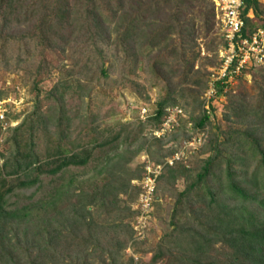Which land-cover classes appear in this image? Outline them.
<instances>
[{
  "label": "trees",
  "instance_id": "trees-1",
  "mask_svg": "<svg viewBox=\"0 0 264 264\" xmlns=\"http://www.w3.org/2000/svg\"><path fill=\"white\" fill-rule=\"evenodd\" d=\"M169 1L177 5L176 13H180L176 18L177 25L182 27L180 31L183 33L185 22L179 19L182 16L180 6L187 0H76L73 4L68 0H0V55L9 44H14L17 52L23 54L37 51L35 87L50 68L43 52L54 50V45L63 51L69 38L65 41L62 32L77 19L73 12L81 10L80 14L84 16L80 27L90 31L86 47L89 46L88 51L95 53L97 58L94 61L81 54L83 57H73L67 67L61 66L60 81L54 88L58 96L54 97V102L59 107L64 106L63 96L72 93L69 89L73 87L72 78L76 75L86 82L108 80L112 86L120 84L136 90L131 79L113 70L114 62L105 60V48L112 45L110 55L115 59L119 55L116 51L121 50L124 53L121 59L125 63L132 55V43L140 36L149 32L146 36L151 45L158 42L153 41L155 38H167L168 31H163L161 26L160 31H155L153 27L159 8ZM241 2L243 27L240 35L247 37L257 28L264 32L263 4L259 0ZM144 10L152 13H148V24L142 26L136 19ZM211 15L213 19V12ZM253 17L262 18V23L253 24ZM104 19L113 23L111 28L102 23ZM145 26L149 28L147 32H144ZM162 32L166 35L163 36ZM183 38L179 48L185 49L186 43L191 48L192 35H187L186 40ZM219 44H224L221 36ZM124 63L121 66H125ZM124 68L127 76L130 69ZM253 69L251 66L246 70ZM187 70L191 71V64ZM257 70L264 75L263 66ZM110 72L116 73L114 79ZM189 82L198 83L191 77ZM206 83L205 80L200 87L207 88ZM225 86L222 81H215L214 94L221 93ZM259 90L258 96L262 97L264 87ZM194 91L183 86L176 92L180 100L193 96L192 105L186 121H180L177 131L164 139L151 132L160 128L167 103L181 105L172 97L161 98L144 119L121 123L116 130L107 127L98 131L92 121L84 123L79 126L77 134L83 129L89 137L76 144L69 153L62 148L70 134L65 128H68L64 121L66 118L60 116L48 132L37 104L16 125L5 127L9 133L3 142H9L10 149L6 154L0 151V264H132L131 257L124 263L120 253L127 246H134L137 240L132 225L123 222V218L139 213L131 209V203L141 191L132 180L142 178L145 163L133 167L129 164L141 151L153 164L159 165L151 205L156 204L158 197L173 199L172 204L166 203L164 207L170 229L156 243L149 261L144 264L158 261L163 264H264V182L257 187H245L241 184L246 183L245 173L227 165L222 184L236 197L229 200L208 186L206 182L220 154L215 137L208 139L207 148L202 151H208V155L196 157L190 165L173 157L171 163L164 159L177 150L162 149L163 144L176 140L187 123L192 130H203L204 126L212 124L202 109V100ZM254 106L246 109L242 103L232 104L229 114L239 116L243 109L247 117L232 121L240 128H229L222 133L249 139L250 157L253 152L259 154L251 170L264 175V120L259 117L264 109V100ZM196 110L199 112L195 114ZM229 116L225 114L226 119ZM1 122L2 119L0 130ZM144 128L149 129V136L144 135ZM51 134L58 136L57 141L49 138ZM242 166L248 165L243 162ZM82 174L87 176L79 178ZM179 178L185 182L181 190L175 186ZM76 181H82L84 185H77ZM201 184L206 186L207 195L199 198L198 201H202L200 206L191 208L190 205L196 201L192 199L189 202V195L195 197V190ZM30 186L33 190L27 195L23 193V199H18L14 190ZM12 195L16 199H12ZM120 195L125 197L123 204H120Z\"/></svg>",
  "mask_w": 264,
  "mask_h": 264
},
{
  "label": "rangeland",
  "instance_id": "rangeland-1",
  "mask_svg": "<svg viewBox=\"0 0 264 264\" xmlns=\"http://www.w3.org/2000/svg\"><path fill=\"white\" fill-rule=\"evenodd\" d=\"M74 1L76 0H68L70 4H73ZM149 1L146 0V2ZM259 1L263 4L264 9V0ZM210 2L211 0H187L182 2L180 6L182 16L179 19L185 22L183 25L185 32L183 33L180 31L182 27L177 25V14H180L179 12L176 13L175 8L177 5L169 1L168 4L161 6L155 17L157 22L155 26L153 25V30L160 31L159 27L161 26L163 31L169 32L167 38L161 36L153 40L154 42L158 40V42L153 45L149 44L150 40L146 36L149 35V32H147L149 28L145 26L144 32L147 33H144V36H140L132 43L133 45L130 47L132 55L129 61L125 63L121 59L124 55L121 50L116 51L119 55L115 59L110 55L113 50L112 45L107 49L105 48V60L114 62L113 70L119 71L124 74V77L131 79L136 85V90L120 84L112 86L108 80L90 83L83 80L81 76L76 75L72 78L73 87L69 89L72 90V93L70 96H63V107H59L54 102V97L58 96L54 88L60 81L61 66L65 65L63 67H67L73 57H83L81 54L89 56L94 61L97 58L95 53L88 51L90 47H86L87 36L90 31H86L83 28L84 26L80 27L81 20H83L82 16H84L80 14L81 10L73 12V16L77 19L62 32L65 41L69 38L63 46V51H60L59 46L54 45V50L43 52V57L49 63L50 68L47 75L39 78L35 87L33 86L36 80L34 79V64L38 60L37 51L35 53L30 51V54L27 55L17 52L15 45L9 44L4 54L0 55V92L3 93L0 96V110L3 111L0 151L6 154L10 149L9 142H3V139L9 133L8 130H5V127H11L20 122L32 110L34 104L38 105L37 110L44 118L48 132L60 116L66 118L64 121L68 128L65 123L62 126H65L70 134L65 138L64 144L62 143L64 146L62 148L65 149L64 152L68 151L67 153H69L70 150L72 151L71 148L89 137V134L83 129L80 134H77L79 126L84 123L92 121L94 125H97L98 131H103L107 127L116 130L121 123L144 119L153 111L161 98L170 99L172 97L171 99L179 101L178 103H181V105L167 103L165 107L166 114L160 128L151 132L155 136L164 139L167 135L177 131L176 127L181 124L180 121L184 122L187 119L193 96L188 97L187 100H180L179 95L176 94L181 87L185 86L195 90L194 92L202 100V109H205L212 124L204 126L203 130H192L190 123H187L183 127V132L177 135L176 140H169L163 144L162 149L175 148L177 150L175 154L164 159L172 161V157H174L173 159H180L190 165L196 157L208 155V151L205 153H202V151L207 148L208 139L215 137L220 154L211 169V175L206 182L207 185L217 189L219 195L229 200L235 198L236 196L231 195L222 184V180L225 179L227 165H230L236 171L245 173L246 183L241 182L242 185L245 187L255 185L257 187L261 182H264V175L254 173L251 166L252 163L258 161L259 154L253 152L252 158L250 157L252 151L250 150L249 139L241 135L240 137H236L235 134L226 135L222 132H226L229 128H240L241 126L238 123L232 121L247 117L244 115L243 109L239 112V116L229 114L232 104L242 103L246 106V109L249 106L253 109V106L259 104L260 100H264V95L262 97L258 96L261 91L259 89L264 87V75L261 70H257L261 68V65L253 66L255 69L244 70L233 77L221 93L209 95L207 90L209 87V74L219 67L218 50L221 47L219 44L220 31L215 21L213 6L211 9L212 2ZM149 12L152 13L150 10L142 11L136 22H141L142 26L148 24L150 20L148 18ZM249 16H252L251 12H249ZM107 20L104 19L102 23L108 24L111 28L113 23H109ZM262 21L260 17L252 18V23L255 25L262 23ZM171 23H174V25H169ZM84 25H86L85 22ZM186 34L188 36L192 35V46L191 48L187 47L185 42V49H181L179 48L180 41L183 36V39L186 40ZM172 47L175 49L174 51L169 50ZM122 63L125 66H121ZM190 64L191 71H188L187 67ZM126 66L130 69L127 76L124 68ZM115 76L116 73L110 72L112 79ZM190 77L194 80L197 79L198 83L192 84L189 82ZM205 80L207 88L202 89L200 86ZM87 93L88 95H85ZM186 95L188 96L187 93ZM198 112L199 110H196L194 113ZM225 114L230 115V120L226 119ZM259 117L264 120V109ZM240 124H242L241 121ZM143 132L144 135H150L148 128H144ZM262 135L264 136V133ZM49 138L57 141L58 136L51 134ZM45 143L47 144L46 141ZM242 158H245V161ZM1 162L0 159V164ZM243 162H246L248 166H242ZM142 163L148 164L149 167L156 166L144 151L139 152L129 166L133 167ZM82 175L79 178L87 176V174ZM132 181L139 180L134 179ZM76 183L77 185H84L82 181H76ZM184 185L185 182L181 178L175 182L178 190L183 189ZM32 190L33 186H30L27 189L14 190V193H18V199H23L24 195L29 194ZM195 191L197 195L195 197L189 195L188 199L189 202L192 199L196 201L195 204L190 205L191 208L200 206L202 201H198L199 198L207 195V188L204 184H201ZM119 197L120 204L125 203V197L122 195ZM11 198L16 199V196L12 195ZM155 201L156 204L151 205L148 210L149 213L134 214L129 218H123V222H129L132 225L134 235L137 237L134 246H127L121 250L120 258L124 263L130 257L132 258V264L147 263L156 243L170 229V226L167 225L169 219L164 215V207L166 203L172 204L173 199L163 196L162 198L158 197ZM182 208L185 210L184 206ZM131 209L140 211L137 199L131 203ZM155 264H163V262L158 261Z\"/></svg>",
  "mask_w": 264,
  "mask_h": 264
},
{
  "label": "built area",
  "instance_id": "built-area-1",
  "mask_svg": "<svg viewBox=\"0 0 264 264\" xmlns=\"http://www.w3.org/2000/svg\"><path fill=\"white\" fill-rule=\"evenodd\" d=\"M214 9V17L224 40L219 51V67L209 74V95L214 94V82L227 83L243 70L251 66L264 67V32L257 28L247 37L240 35L243 21L240 17L241 0H211ZM0 110V119L3 118ZM174 158V157H173ZM172 161H168L171 163ZM145 172L139 181H132L140 186L137 197L139 215L148 212L151 207L152 192L155 176L159 173V165L149 167L144 165Z\"/></svg>",
  "mask_w": 264,
  "mask_h": 264
}]
</instances>
